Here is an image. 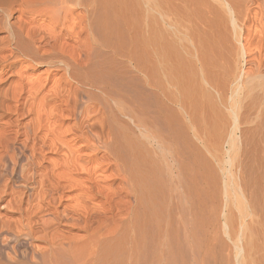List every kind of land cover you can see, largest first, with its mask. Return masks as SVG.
<instances>
[{"label": "bare ground", "instance_id": "obj_1", "mask_svg": "<svg viewBox=\"0 0 264 264\" xmlns=\"http://www.w3.org/2000/svg\"><path fill=\"white\" fill-rule=\"evenodd\" d=\"M0 264H264V0H0Z\"/></svg>", "mask_w": 264, "mask_h": 264}]
</instances>
